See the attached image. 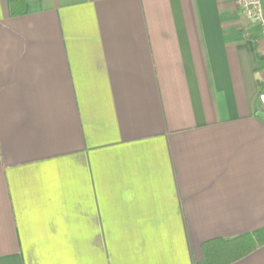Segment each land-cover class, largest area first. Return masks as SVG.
<instances>
[{
	"label": "crops",
	"instance_id": "obj_1",
	"mask_svg": "<svg viewBox=\"0 0 264 264\" xmlns=\"http://www.w3.org/2000/svg\"><path fill=\"white\" fill-rule=\"evenodd\" d=\"M12 1L0 264H197L264 227V43L235 0Z\"/></svg>",
	"mask_w": 264,
	"mask_h": 264
},
{
	"label": "trees",
	"instance_id": "obj_2",
	"mask_svg": "<svg viewBox=\"0 0 264 264\" xmlns=\"http://www.w3.org/2000/svg\"><path fill=\"white\" fill-rule=\"evenodd\" d=\"M29 0H14L12 15H20ZM264 245V227L232 239H211L202 245L204 259L197 264H230Z\"/></svg>",
	"mask_w": 264,
	"mask_h": 264
},
{
	"label": "built area",
	"instance_id": "obj_3",
	"mask_svg": "<svg viewBox=\"0 0 264 264\" xmlns=\"http://www.w3.org/2000/svg\"><path fill=\"white\" fill-rule=\"evenodd\" d=\"M263 0H235L236 5L245 13L250 22L258 25L264 43V7Z\"/></svg>",
	"mask_w": 264,
	"mask_h": 264
}]
</instances>
